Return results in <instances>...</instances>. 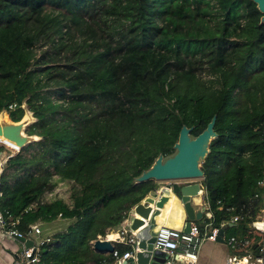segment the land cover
Here are the masks:
<instances>
[{
    "label": "trees",
    "instance_id": "trees-1",
    "mask_svg": "<svg viewBox=\"0 0 264 264\" xmlns=\"http://www.w3.org/2000/svg\"><path fill=\"white\" fill-rule=\"evenodd\" d=\"M260 16L251 0H0V111L18 121L26 103L36 121L25 131L41 137L7 156L0 211L23 237L70 220L39 264L115 263L92 243L155 187L137 178L174 152L182 126L196 137L215 118L200 167L214 225L261 192ZM59 182L70 203L44 201Z\"/></svg>",
    "mask_w": 264,
    "mask_h": 264
},
{
    "label": "built area",
    "instance_id": "built-area-1",
    "mask_svg": "<svg viewBox=\"0 0 264 264\" xmlns=\"http://www.w3.org/2000/svg\"><path fill=\"white\" fill-rule=\"evenodd\" d=\"M2 167L3 164L0 163V173ZM257 184L260 187L264 185V172ZM52 192H56V189L47 193L52 194ZM49 196L46 200L54 197L52 195ZM204 201L202 216L205 218H203V222L196 223L190 221L188 230L162 224L152 234V249L165 253L163 264H195L197 250L201 243L204 240L216 241L218 233L223 227L222 239H224L231 251L224 264H264V190L250 197L235 213L230 215L225 221H222L218 226L214 225L211 221L212 214L209 204L205 200V194ZM218 209L221 210L222 206H219ZM15 224V221L8 222L0 211V230L2 236L7 238L23 237L15 229ZM239 224L243 225L244 234L224 236V230L227 229L228 225L238 226ZM34 232L36 234L40 233L38 226H34ZM106 235L99 236L98 238L104 239ZM117 235L118 239H114V241L124 242L130 246V250L124 252L121 256H118L115 250L113 252V255L116 257L114 264H122L123 260L135 257L133 251H135L137 239L135 233L129 232L124 227H122ZM43 242L44 240L40 242L33 241L31 247L27 248L25 246L21 253V259L16 261V263L39 264V246Z\"/></svg>",
    "mask_w": 264,
    "mask_h": 264
},
{
    "label": "water",
    "instance_id": "water-1",
    "mask_svg": "<svg viewBox=\"0 0 264 264\" xmlns=\"http://www.w3.org/2000/svg\"><path fill=\"white\" fill-rule=\"evenodd\" d=\"M251 1L255 3L256 8L261 13L259 23H264V0ZM22 109L24 114L18 121H12L6 110L0 111V141L14 146L18 151L22 147L41 139L40 136L28 134L25 131L27 126L36 121V118L28 109L26 103H23ZM214 123L215 118H212L206 128L196 137H190L191 129L182 126L179 131L178 140L174 144V152L166 157L159 155L153 164L137 178V181H171V183L166 184V187L170 190L172 199L180 205L188 219L184 230H188L190 221L200 219L204 208L202 207V209L196 211L192 206V198L200 194L203 184L194 181L183 182V180L202 178L203 173L200 167L209 152L210 142L217 136L213 129ZM223 229L224 227L219 231L217 241H223ZM152 234L149 236L151 237ZM18 239L24 242L27 248L33 244L31 239L21 236ZM139 247L142 250L145 247L147 253L150 255L146 264L164 263L165 253L152 249V238L141 240ZM92 248L95 252L101 254L113 253L115 250L113 241L106 238L94 240ZM135 256H137V253ZM133 260L134 258L125 259L122 261V264H133Z\"/></svg>",
    "mask_w": 264,
    "mask_h": 264
},
{
    "label": "crops",
    "instance_id": "crops-1",
    "mask_svg": "<svg viewBox=\"0 0 264 264\" xmlns=\"http://www.w3.org/2000/svg\"><path fill=\"white\" fill-rule=\"evenodd\" d=\"M2 159H3V155L0 152V163H2ZM201 179L199 181H194V182L202 183ZM151 192H153L152 197H155L156 195L161 194L163 192L164 193L165 192L166 193H170V190L167 189L166 185H163V186H161L159 191H155V187H154V188H152L149 191V193H151ZM205 193H206L205 189L203 188V193L201 195L202 198H203V202H201V206L197 210L202 209V207L204 208V202H205L204 201V194ZM160 201H161V199L157 203H159ZM140 202H142V200ZM169 202H166L168 207L170 206ZM143 204L145 206H150V202L149 201H145V202H143ZM168 207L163 213H159L156 216L155 221H156L157 225L160 224L159 220L162 219V216L164 217L165 213H168V211H169ZM176 214H178L180 216V218H178V220H176V221H175V219L170 221L171 224H173V225H170V226L184 230L185 223L188 221V219L185 216L183 211H181V212L178 211V212H176ZM200 218L203 219L202 216ZM135 222H136V225L134 226V228L129 227V229H128L129 232H133V233L136 234V239L137 240H136L135 251H133L134 254L138 253L139 251H143L139 247V244H140L141 240H146L147 238L148 239L151 238L149 235L154 233V231L158 227L157 225H151L152 224L151 221L143 220L142 218L141 219H137ZM192 222L198 223L197 220H193ZM38 225L39 224L33 225L32 226V230L30 232V236L29 237H24V238H28V239H31L32 241H35L32 238V234L35 233L34 232V226H38ZM242 226H243L242 224H239L238 226L234 225L233 229L236 232L233 233V235L244 234L245 233L244 232V227H242ZM122 227L125 228V222L118 228V233H119V231H121ZM228 231L229 230H227V229L224 230V236L225 237H227L228 235H231V234H228ZM113 233H115V232H113ZM47 239H49V238L48 237L42 238V240H47ZM222 240L223 241L204 240L201 243V245L198 247L197 260H196L195 264H224L227 256L231 253V251H230V248L228 247V245L226 244V242L224 241V239H222ZM113 243H121L123 245L129 246L126 243L120 242V241L116 242V241L113 240ZM25 246H26L25 243L22 242L21 240H19L18 238H11V237L7 238V237L2 236L1 230H0V264H15L16 261L21 259V253H22V251H23ZM132 263L133 264H137L136 263V256L134 257V260H133ZM177 264H179V263H177Z\"/></svg>",
    "mask_w": 264,
    "mask_h": 264
},
{
    "label": "bare ground",
    "instance_id": "bare-ground-1",
    "mask_svg": "<svg viewBox=\"0 0 264 264\" xmlns=\"http://www.w3.org/2000/svg\"><path fill=\"white\" fill-rule=\"evenodd\" d=\"M3 142V141H2ZM5 143V142H3ZM11 147H13L14 149H16L14 146L5 143ZM149 202H150V206H145L143 204V202H141L140 204H138L137 206H135L131 212H129V216L125 222V228L129 229V227L134 228V226L136 225V220L137 219H143V220H147V221H151L152 224L151 225H157L155 218L159 213H163L168 205L166 202H169V211L168 213H165V216H162V219L159 220V223L157 226L165 224V225H173L171 224L170 221L174 220H178V218H180V216L178 214H176V212H181L182 209L180 207V205L178 203H176V201H174V199H172V195H170V193H161L156 195L155 197L149 196L148 197ZM161 199V201L159 203H157L159 200ZM157 203V204H156ZM140 211L142 212L140 214ZM107 239L109 240H114V239H118V235L117 233H109L106 236ZM143 252H138L137 256H136V263L137 264H146L148 259H149V254L147 253V249L144 247L143 248Z\"/></svg>",
    "mask_w": 264,
    "mask_h": 264
},
{
    "label": "rangeland",
    "instance_id": "rangeland-1",
    "mask_svg": "<svg viewBox=\"0 0 264 264\" xmlns=\"http://www.w3.org/2000/svg\"><path fill=\"white\" fill-rule=\"evenodd\" d=\"M189 136L193 137L192 135H189ZM0 146L3 147V150L1 153L3 155L2 163L4 165L7 156L11 155V154L12 155L16 154L18 152V150H16L13 147L3 143L2 141H0ZM29 152H31V149L29 150ZM29 152H27L26 154H28ZM200 179L201 178L183 180V182L184 181H188V182L199 181ZM169 183H171V181H157V182L154 181L155 191H159L161 186L169 184ZM203 188L204 187L202 186L201 194L196 195L192 199V206L196 210L199 209V207L201 206V202H203V198L201 196L203 193ZM260 188H261V190H264V185ZM48 192H50V191H48ZM70 193H71V184L65 183V182H59L57 187H56V192H52V194L45 192L43 195H44V200H46L48 197H50L49 195H52L54 197L64 199V201L66 203H70V196H69ZM152 195H153V192H151V193L148 192L146 194V196L142 199V202L149 201L148 197L152 196ZM128 216H129V212H128ZM197 222L201 223V222H203V219L200 218ZM69 223H70V220L66 219V218H57L56 220L49 222V223H41V224L37 223V224H39L38 227L40 229V233L39 234L33 233L32 238L36 242H40L42 240V238L49 237V236L53 235L55 232L65 229L67 224H69ZM115 233H118V230Z\"/></svg>",
    "mask_w": 264,
    "mask_h": 264
}]
</instances>
